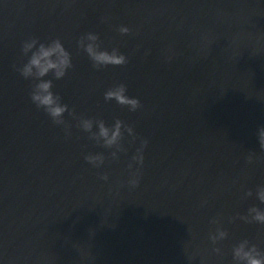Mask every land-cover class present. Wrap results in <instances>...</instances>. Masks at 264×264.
Wrapping results in <instances>:
<instances>
[{"label":"water","instance_id":"obj_1","mask_svg":"<svg viewBox=\"0 0 264 264\" xmlns=\"http://www.w3.org/2000/svg\"><path fill=\"white\" fill-rule=\"evenodd\" d=\"M88 31L127 63L94 68L77 45ZM31 37L59 38L71 53L53 90L77 115L134 128L119 159L67 112L70 135L32 103V82L16 70ZM120 82L139 98L136 111L105 101ZM260 125L264 0H0V264H232L241 239L264 249V225L238 218L264 208ZM141 140L132 186L127 165ZM89 152H103L104 165ZM213 218L229 234L222 254L208 238Z\"/></svg>","mask_w":264,"mask_h":264},{"label":"clouds","instance_id":"obj_2","mask_svg":"<svg viewBox=\"0 0 264 264\" xmlns=\"http://www.w3.org/2000/svg\"><path fill=\"white\" fill-rule=\"evenodd\" d=\"M117 30L121 34L130 32V28L126 25H120ZM101 44L99 34L93 31L82 34L77 41L78 48L87 54L96 69L107 65H124L127 63L128 57L118 47H112L109 50L102 47ZM21 51L27 59L16 70L26 80H31L30 98L38 109H43L54 124L62 125L66 135H70L71 125L64 117L67 112L76 120V127L89 134V139L106 149H111L110 157L113 160L119 159V153L127 152L123 143L125 134L130 138V143L137 139V134L130 124H125L117 118L113 124L109 125L103 119L84 116L83 114L77 115L75 109L64 103L61 95L53 90V80L62 79L73 67L71 53L59 38L41 41L38 37H31L23 42ZM49 76L51 78H46ZM104 99L105 101L114 99L118 104L128 106L130 111H136L141 107L139 98L127 94V85L123 82L109 87L104 92ZM255 135L259 148L264 150V125L257 127ZM146 144V140H141L140 146L135 149L131 160L128 162L127 167L130 170L128 183L132 186L139 183V166L144 162L143 149ZM253 156L254 153L248 155L249 162L253 160ZM84 158L96 168L104 165L106 159L103 152H89ZM134 165H136L135 168ZM102 179L107 180L108 175L105 173ZM252 195L251 190L245 193V196ZM255 196L261 204H264V185L257 186ZM236 218L232 217L231 219ZM238 218L247 223L255 222L264 225V208L254 204L247 208L246 214H238ZM210 223L216 226L214 231H210L208 235L213 245L212 251L222 254V249L218 244L228 237V231L222 226L218 218H213ZM231 254L232 264H264V249L247 238L233 244Z\"/></svg>","mask_w":264,"mask_h":264}]
</instances>
